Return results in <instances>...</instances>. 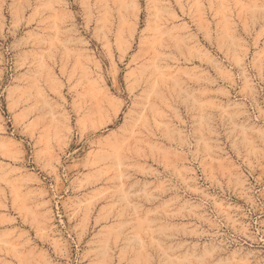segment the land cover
Returning <instances> with one entry per match:
<instances>
[{
    "label": "rangeland",
    "instance_id": "rangeland-1",
    "mask_svg": "<svg viewBox=\"0 0 264 264\" xmlns=\"http://www.w3.org/2000/svg\"><path fill=\"white\" fill-rule=\"evenodd\" d=\"M0 264H264V0H0Z\"/></svg>",
    "mask_w": 264,
    "mask_h": 264
}]
</instances>
